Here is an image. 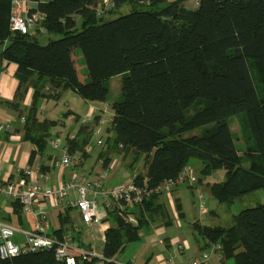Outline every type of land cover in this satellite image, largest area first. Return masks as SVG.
I'll return each mask as SVG.
<instances>
[{
	"label": "trees",
	"instance_id": "trees-1",
	"mask_svg": "<svg viewBox=\"0 0 264 264\" xmlns=\"http://www.w3.org/2000/svg\"><path fill=\"white\" fill-rule=\"evenodd\" d=\"M12 1L0 0L2 57L18 65L19 87L8 104L26 113L25 137L36 153L46 149L59 123L39 119L44 100L70 90L86 102L106 103L110 80L121 76V98L108 104L113 117L103 127L104 143H97L101 115L93 124L77 117L78 132L65 137L71 156L95 154L107 168L113 153L131 160L134 170L143 162L145 172L135 182L143 185L146 177L150 187L197 161L200 182L225 171L222 181L209 185L221 204L264 191V0H201L195 8L187 0H31L30 13L43 14L46 30L25 34L11 29ZM125 6L131 9L121 13ZM43 35L46 44L39 42ZM30 89L32 103L26 107ZM235 116L243 138L231 129ZM198 128H203L199 134H188ZM160 195L130 211L139 225L112 212L117 226L107 231L106 264H114L111 260L139 238ZM13 205L23 211L18 200ZM198 229L207 246H222L224 259L264 264V203L233 215L230 227ZM0 264L67 263L53 248L9 259L0 255Z\"/></svg>",
	"mask_w": 264,
	"mask_h": 264
},
{
	"label": "crops",
	"instance_id": "crops-1",
	"mask_svg": "<svg viewBox=\"0 0 264 264\" xmlns=\"http://www.w3.org/2000/svg\"><path fill=\"white\" fill-rule=\"evenodd\" d=\"M187 2L186 4H188ZM34 6L35 3L30 0L29 7L33 8ZM2 50L3 47L0 46V125L10 124L12 127L10 130L0 128V171L3 175L10 179H16L19 176L20 170L27 166H34L36 169L38 168L39 176L38 178L27 177V182H37L53 188H59L63 183L71 180L76 175L85 176L91 180L101 178L107 167L103 166V160L98 159L95 154L89 157H81L78 154L72 155L78 160V164L74 168L65 170L53 168L51 162L55 157L63 155L62 146H65V143H62V139H65L68 135H75L85 117H90V122L88 123L93 124L94 117L101 115L102 119L100 124L107 126L105 122H110L113 113L110 114L108 119L104 118V114L108 109L111 110L108 105L109 103L116 101L115 98L117 100L121 98V85L114 88L116 92L112 96L114 100H110L109 98L106 103L86 102L80 97L86 104L84 111H78L71 107L69 103L73 98L69 101H63V97L67 93L66 91L61 93L58 99L44 100L41 105L39 119L59 120L58 126L52 128L51 132L54 137L61 139V147L56 148L51 144L52 137L48 140L46 149L42 153H36L37 146L25 137L24 123L21 118L26 116V113L24 112L22 114L21 111L15 110L8 104L15 100L19 87V81L16 77L18 65L4 60ZM120 77L116 76L111 80ZM33 92V89L29 90L23 103L24 106L29 107L31 105ZM62 106H65L66 109H63ZM67 113L72 114L67 115ZM58 115L62 119L57 118ZM77 117L81 118V122H77ZM236 120L239 121L238 116L231 119V129L232 124ZM100 124L97 127L102 130V135L106 130ZM240 143L245 146V142L241 141ZM34 152L36 154L32 159ZM111 157L114 160L110 165L118 159L115 153L111 154ZM123 163L127 162L123 161L121 165ZM121 165L115 170L111 179L104 180L106 186H110L113 181L119 183L127 182L135 174L145 172L143 162H140L135 170L131 167L124 168L125 170H123ZM192 166L195 171L197 170V183L194 185L182 184L172 195L161 194L157 200L158 209L154 217L142 224L139 230V238L128 243L111 260L114 264H167L170 259L176 264H190L196 257L209 251L213 254L207 264H236L233 260L224 259L222 252L217 250L213 251V245L207 246L206 241L199 232L198 225H210L212 227L223 225L215 222L217 219H221V216L214 210V205L211 204V206H208L209 201H217L211 189H208L209 194L200 193L197 202L194 200L196 191H200L198 188L211 186L213 182L211 183L208 180L211 177L204 178L202 182L198 181L201 165L196 161L192 163ZM47 176H49V179ZM200 195L206 197L205 209L201 207ZM78 197L77 192H71L68 200H75ZM98 200L100 202V214L102 216V223L100 225L85 224L78 209L68 205L67 202H58L55 205L46 201L44 205L52 211H55V213L57 211L58 214L56 218L55 215L51 218L49 235L61 240L65 235L71 234L82 249L97 253L103 258L107 231L117 226L115 223V215L112 212H118V209L116 207L108 209L103 197H100ZM13 201L11 198L0 195V219L19 227L20 231L15 236V242L24 244L26 241L25 232L33 230V217L25 213L24 210L21 211L19 209L20 211H16ZM130 214L136 220L138 219L132 212ZM135 225H139L138 220ZM104 258L98 259L96 264H106V258Z\"/></svg>",
	"mask_w": 264,
	"mask_h": 264
},
{
	"label": "built area",
	"instance_id": "built-area-1",
	"mask_svg": "<svg viewBox=\"0 0 264 264\" xmlns=\"http://www.w3.org/2000/svg\"><path fill=\"white\" fill-rule=\"evenodd\" d=\"M108 0H106L107 2ZM197 7L201 0H187ZM30 0H13L10 26L12 31L28 33L36 30L38 27L45 32L42 26L43 14L40 12L30 13ZM112 119V118H111ZM110 119V121H111ZM25 123V117H22ZM90 117H85L84 121H89ZM109 121L107 122V124ZM1 129L10 130V124L0 125ZM72 138L74 135H71ZM98 145L104 143L102 137L98 138ZM51 144L59 148L61 147V139H52ZM63 145V144H62ZM63 155L55 157L51 166L59 170L74 168L78 164L73 156L68 152L66 146H62ZM91 147L87 150L90 152ZM123 162V155L118 157L103 173L102 177L96 180L88 179L85 176L76 175L71 180L63 183L59 188H53L40 183H28L26 178L39 176V171L34 166H27L20 170L16 179H10L3 175L0 171V195L13 200H18L23 206L25 213L33 217V230L27 231L26 241L24 244L15 242V236L20 231L19 227L11 223L4 222L0 219V255L3 259L13 258L19 255L36 252L41 249H53L57 259L65 261L67 264H77L80 262H91L94 259H103L97 253L82 249L78 242L71 234L65 235L61 240L57 237L50 236L49 230L52 216L57 211H52L45 204L49 201L53 204L58 202H67L78 209L81 213L82 220L87 225H100L102 216L100 214L99 198L103 197L107 208H117L118 213L125 220L136 224L137 220L130 214V211L142 204L146 197L153 194L172 195L173 192L182 184L194 185L197 183V176L194 167L187 165L182 172L175 178H169L161 182L156 187L148 185V178H144L143 185H137L135 180L140 174H135L131 180L119 183L113 181L110 186H106L104 180L111 179L115 170L119 168ZM49 179V176H47ZM71 192H77L78 198L69 201ZM201 207L205 209L204 195H200ZM213 251H222V246L216 244ZM212 256V252H205L201 256L196 257L190 264H207ZM105 259V258H104ZM167 264H176L172 259Z\"/></svg>",
	"mask_w": 264,
	"mask_h": 264
},
{
	"label": "rangeland",
	"instance_id": "rangeland-1",
	"mask_svg": "<svg viewBox=\"0 0 264 264\" xmlns=\"http://www.w3.org/2000/svg\"><path fill=\"white\" fill-rule=\"evenodd\" d=\"M188 4H186L188 7L192 8V7H195L192 3L190 2H187ZM131 8L129 6H125L123 7V9L120 10L121 13H126V12H129ZM121 13H118V14H115L114 17H118L119 15H121ZM49 38L48 36H42L39 38V42L42 43V44H46L48 42ZM80 54H81V51H80ZM83 61V60H82ZM121 80L122 78H115L114 80H111V82H109V85H110V89H111V92H110V100H114L112 96H114V94L116 93L114 91V88H117L121 85ZM67 93L64 95L63 97V101H69L70 99L71 102L69 103L71 105L72 108H74L75 110H78V111H84L85 110V107H86V104L85 102L80 98L78 97L73 91H66ZM115 100H117L115 98ZM63 109H66L65 106H62ZM193 112V110H192ZM110 114H112L111 110L108 109V111H106V113L104 114V118L108 119L110 117ZM240 117H245V114H241ZM57 118H60L62 119L61 116L58 115ZM105 124H107L105 122ZM232 131L240 136L241 138H243V133H242V126L240 124V122L238 120H236V122H234V124H232ZM99 126V125H98ZM101 127H105V125L103 124H100ZM203 128H198L194 131H191L190 133L188 134H199L201 131H202ZM100 130V131H98ZM98 131V134L105 139V137L107 136V131H105L104 133H102L101 135V132L102 130L100 128H96V132ZM59 137H53V139H57ZM52 140V139H51ZM65 139H62V143H65L64 142ZM243 141V139L239 140V143ZM51 142V141H50ZM241 144V143H240ZM131 162V160L127 161V163H123V165H121L123 167V170H125L124 168H130L129 166V163ZM248 164V163H247ZM201 169V168H200ZM197 172V170L195 171ZM199 173V172H198ZM224 176H225V171H221V172H218L217 174L215 175H212L211 178H208V180L212 183L216 182V181H222L224 179ZM178 189V188H177ZM200 189L199 192L196 191V195H195V198L194 200L197 202L198 201V195L200 193L202 194H209V186H203V187H200L198 188ZM264 203V191L262 189L260 190H256L238 200H236L234 203L232 204H221V203H218L217 201H209L208 203V206H211V204H213V208L214 210H216L220 216H221V219H217L215 222L217 224H220V225H223V226H231L232 223H233V215L235 214H238L242 209H245L247 207H255V206H258L260 204H263ZM212 223V221H210Z\"/></svg>",
	"mask_w": 264,
	"mask_h": 264
},
{
	"label": "bare ground",
	"instance_id": "bare-ground-1",
	"mask_svg": "<svg viewBox=\"0 0 264 264\" xmlns=\"http://www.w3.org/2000/svg\"><path fill=\"white\" fill-rule=\"evenodd\" d=\"M193 8H195V7H193ZM44 23V22H43ZM43 26V25H42ZM46 29V28H45ZM48 30V29H47ZM39 31V30H38ZM37 31V32H38ZM43 32V31H42ZM47 32V31H46ZM14 33V32H13ZM39 33V32H38ZM47 34H48V32H47ZM23 124V123H22ZM105 145V144H104ZM67 146V145H66ZM210 226V225H209ZM106 233V232H105ZM106 235V234H105ZM211 248V247H210ZM95 249V248H94ZM209 249V248H208ZM212 249V248H211ZM205 252V251H204ZM203 254V253H202ZM213 254V253H212ZM218 254V253H217ZM201 255V254H200ZM211 260V259H210ZM99 263V262H98ZM211 263V262H210Z\"/></svg>",
	"mask_w": 264,
	"mask_h": 264
}]
</instances>
